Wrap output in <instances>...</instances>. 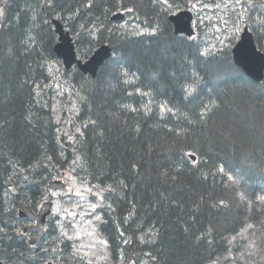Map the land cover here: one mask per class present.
<instances>
[{
	"label": "trees",
	"instance_id": "trees-1",
	"mask_svg": "<svg viewBox=\"0 0 264 264\" xmlns=\"http://www.w3.org/2000/svg\"><path fill=\"white\" fill-rule=\"evenodd\" d=\"M0 9L4 264H41L58 249L54 240L48 249L30 248L12 222L16 210H35L46 182L77 158L85 183L111 191V214L102 211L101 231L113 261L120 255L122 264H209L229 249V236L258 221L256 196L264 193V78L256 82L235 65L234 38L224 43L217 38L214 46L198 20L196 37L174 36L168 15L178 8L162 0H0ZM117 11L150 33L125 35L109 21ZM226 12V19L249 27L264 53V0H244ZM52 19L73 36L80 59L102 44L114 55L94 80L75 68L65 72L73 76L71 83L84 85L74 144L58 135L51 108L35 91L49 81L45 63H60ZM195 79L196 91L186 96L184 89ZM228 174L240 177V193ZM9 177L16 199L6 188Z\"/></svg>",
	"mask_w": 264,
	"mask_h": 264
},
{
	"label": "rangeland",
	"instance_id": "rangeland-1",
	"mask_svg": "<svg viewBox=\"0 0 264 264\" xmlns=\"http://www.w3.org/2000/svg\"><path fill=\"white\" fill-rule=\"evenodd\" d=\"M187 2L188 0H179V7H172L178 9H174L172 13L189 8L199 21L198 24L201 26L202 35L207 34L211 38H214L212 41L214 46L217 38H219L217 39L219 43H224L231 38H234V41L238 40L245 23L241 21L234 22L235 18L231 20L226 19V11L233 3H227V0H201L202 3H207L211 7L192 9L191 3ZM191 2H195V0H191ZM214 2L220 3L221 7L216 8L212 6L215 4ZM207 23H209V26H207ZM117 25L125 35L129 36H140L148 34L150 31L127 19ZM196 26L197 23L195 21V28ZM45 67L49 74V81L37 87V94L43 101L42 103L46 105L48 103L51 104V111L58 128L59 136L61 135L62 138L68 140L70 144H74L75 135L80 133V128L75 121L77 104L81 100L80 92L72 89L74 86L68 84L70 83L69 79H72L73 76H64L65 73L61 63L56 61L46 62ZM78 163L79 158L71 161L67 169L60 170V172L65 173L62 181L67 184L66 188L50 192L54 200L52 216L57 219L59 234L64 239L67 238L61 235L62 232L73 236V239L70 240L72 245L69 254L72 264H89V261H91V264H120L114 263L111 260L108 243L107 245L99 243V239L101 238L106 240L99 231V224L102 219L97 221L95 216L101 218V215L97 212V209L92 214L91 209V205H97V203H93L90 197L94 196L93 193L97 195L100 189L104 192H106V189L103 187L94 188L88 186L84 181H79L77 178L79 171L76 169ZM229 177L233 178L231 180L232 184L238 187L240 180L234 175H230ZM52 179L61 178L58 174ZM48 182L42 187L43 191L46 190L45 186H47ZM86 189H90V191ZM76 191L82 192L83 195H75ZM65 195L66 197H64ZM45 200L44 198L40 201V206ZM258 201L262 204V216L260 220L256 223L248 224L238 234L229 236L228 244L231 246V250L228 249L224 253L225 255L216 258V263L212 262L210 264H264V201ZM64 209H68V212L64 211ZM69 212L73 213V215H69ZM81 245L85 247L80 248ZM85 252L89 253V255L83 256Z\"/></svg>",
	"mask_w": 264,
	"mask_h": 264
},
{
	"label": "water",
	"instance_id": "water-1",
	"mask_svg": "<svg viewBox=\"0 0 264 264\" xmlns=\"http://www.w3.org/2000/svg\"><path fill=\"white\" fill-rule=\"evenodd\" d=\"M113 19H123V15H115ZM191 20L192 15L188 11H182L169 17V21L172 22L174 26L175 35L186 34L187 36H191L193 34L190 27ZM53 24L55 26V33L58 35V43L54 46V52L58 58L62 59L65 68L69 69L72 65L76 64L84 74L89 73L92 76H95L99 66L109 56V50L107 47L102 46L85 63H82L81 61L76 60L74 45L71 43L72 40L69 37V34L63 31V28L58 21H53ZM231 52L235 64L239 66L250 79L256 82L262 81L264 73V54L257 50L253 35L249 32L247 27L243 29L239 41L233 47ZM191 158L194 160L193 156H191ZM48 187L52 189H60L62 184H60V182H50ZM50 206V203L44 205V209L40 210L36 215L31 212L20 211L19 216L35 219L39 228L45 223L46 216L50 213Z\"/></svg>",
	"mask_w": 264,
	"mask_h": 264
},
{
	"label": "snow or ice",
	"instance_id": "snow-or-ice-1",
	"mask_svg": "<svg viewBox=\"0 0 264 264\" xmlns=\"http://www.w3.org/2000/svg\"><path fill=\"white\" fill-rule=\"evenodd\" d=\"M48 2L51 3V0H48ZM162 2L165 5H167L168 8L179 7V5L175 4L174 0H162ZM189 2L191 3V8L192 9H198L200 7H202V8H209V7H211L207 3H202L201 0H195V2H191V0H189ZM243 2H244V0H227V3H233V4H242ZM212 6H214L216 8H220L221 7V4L220 3H215ZM225 6H226V4H225ZM127 11L131 12L132 9H127ZM3 14H4L3 13V10L0 9V15H3ZM156 31H157V29L154 28L153 29V33H155ZM200 55L201 56H204V55H206V53H200ZM194 76H195V74H194ZM198 82H199V80L198 79H195L193 81V84L192 85H189L188 87H186L184 89L186 96H191L196 91L194 85H195V83H198ZM164 110H166L168 112H171V109H168V108H165ZM163 174L164 175H167V170H165V172ZM9 179H11V177H9ZM172 179H176V177H172ZM229 179L232 180L233 178L232 177H229ZM233 182H235V181H233ZM86 190L90 191V189H86ZM74 194L75 195H80V196L83 195V193L80 192V191H76ZM93 195H96V193H93ZM239 196H240V200L241 201H243L245 199V195L244 194L241 193V194H239ZM257 199L260 200V201H264V195L257 197ZM77 206H79V205H77ZM108 207H111V205H109ZM96 208H97V205L96 204H92L91 205L92 214L95 213ZM64 211L68 212V209H64ZM69 215H73V213L69 212ZM95 219L97 221H100L101 220V218L99 216H95ZM17 232L19 233V229L17 230ZM61 235L65 236L68 240H72L73 239V236L68 235L67 233H63L62 232ZM121 235H123V233H121ZM99 243L101 245H107V241L104 240L103 238L99 239ZM74 247H75V245H74ZM83 247H85V246L84 245H81L80 246V248H83ZM77 251H79V249H77ZM88 255H89V253H87V252L83 253V256H88ZM0 264H4V262L2 260H0ZM89 264H91V261H89Z\"/></svg>",
	"mask_w": 264,
	"mask_h": 264
},
{
	"label": "flooded vegetation",
	"instance_id": "flooded-vegetation-1",
	"mask_svg": "<svg viewBox=\"0 0 264 264\" xmlns=\"http://www.w3.org/2000/svg\"><path fill=\"white\" fill-rule=\"evenodd\" d=\"M17 196H18V194H17V192L15 191L14 192V195H13V198L14 199H16L17 198ZM33 224V222H31V221H28V220H24V219H19V221L18 222H12V226H14V227H21V229L24 227V226H28V225H32ZM48 225L49 224H47L46 225V229H47V227H48ZM56 229H57V227H56ZM58 231V230H57ZM121 230H119V229H117V233H118V236L121 238V239H123L124 237H123V235H121ZM37 235V232L36 231H32L30 234H27V235H25V237H26V240L28 241L31 237H34V236H36ZM125 240H127L128 238H124ZM38 243V242H37ZM35 247H37V246H35ZM56 253L58 254L59 253V250H56ZM57 261H60V262H62V259H59V258H55Z\"/></svg>",
	"mask_w": 264,
	"mask_h": 264
},
{
	"label": "bare ground",
	"instance_id": "bare-ground-1",
	"mask_svg": "<svg viewBox=\"0 0 264 264\" xmlns=\"http://www.w3.org/2000/svg\"><path fill=\"white\" fill-rule=\"evenodd\" d=\"M215 3V2H214ZM256 5V4H255ZM110 17V16H109ZM260 20V19H259ZM263 20V19H262ZM104 23V22H103ZM118 26V25H117ZM105 27V26H104ZM162 29V28H161ZM114 36V35H113ZM260 36V35H259ZM117 38V37H116ZM154 38V37H153ZM261 38V37H260ZM115 39V38H114ZM117 74V73H116ZM119 78V77H118ZM264 78V77H263ZM126 87V86H125ZM121 90V89H120ZM150 94V93H149ZM151 95V94H150ZM133 96V95H132ZM39 97V96H38ZM40 100V99H39ZM130 101V100H129ZM161 102V101H160ZM142 104V103H141ZM140 105V103H139ZM68 141V140H67ZM59 164V163H58ZM264 173V172H263ZM84 175V174H83ZM235 175V174H234ZM76 182V181H75ZM20 191V190H19ZM114 194V193H113ZM6 198V197H5ZM135 247V246H134ZM46 251V250H45Z\"/></svg>",
	"mask_w": 264,
	"mask_h": 264
}]
</instances>
